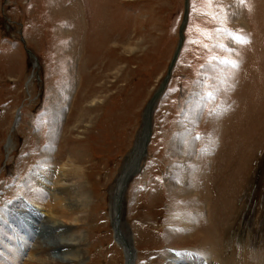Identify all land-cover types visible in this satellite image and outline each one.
<instances>
[{
    "label": "rangeland",
    "instance_id": "374dc122",
    "mask_svg": "<svg viewBox=\"0 0 264 264\" xmlns=\"http://www.w3.org/2000/svg\"><path fill=\"white\" fill-rule=\"evenodd\" d=\"M183 19L184 0H0V210L51 245L13 242L0 216V264L124 263L110 196ZM140 163L119 198L134 264H264V0H188ZM64 166L83 212L65 215Z\"/></svg>",
    "mask_w": 264,
    "mask_h": 264
},
{
    "label": "bare ground",
    "instance_id": "6f19581e",
    "mask_svg": "<svg viewBox=\"0 0 264 264\" xmlns=\"http://www.w3.org/2000/svg\"><path fill=\"white\" fill-rule=\"evenodd\" d=\"M93 102L94 101H92V102H90V105H92L93 106ZM58 104V103H57ZM149 104V103H148ZM153 107L154 108V103L153 102H151L150 103V107ZM146 117H147V107H146V110L144 111V118H143V129H141V131H140V134H139V142L138 143H136V145H135V147L133 148V151H132V160L129 162V164L128 165H126L125 167H124V169H123V171L119 174V176H118V178L116 179V182H115V185H114V188H113V190H112V192H111V196H110V199H111V205H110V209H111V212H110V219H111V221H112V225L114 226V228L116 227V229H117V231H118V234H120V235H122V237H123V239L129 244V245H131L130 244V241H131V238H130V235H129V231L124 227V225H123V222H119V220H120V216H121V214H122V211H121V208H123L122 207V205H121V203L119 202V198H121V195H122V192H123V189H124V187H125V185H126V183L130 180V178H131V173L133 172V170L135 169V167H136V164H138L137 162H138V160H140V162L143 160V158H144V156H142L141 155V153H142V151H143V142H144V137H145V132H146V129H145V126H146ZM183 139H185V138H183V136L181 137V140L179 141V143L178 144H180V145H178L179 147H177V152L178 153H180L181 154V156H184L185 154H187V152L188 151H183L182 150V148H181V142L183 141ZM190 147V146H189ZM194 152V151H193ZM189 154V153H188ZM142 156V157H141ZM185 157V156H184ZM188 157H190V156H188ZM196 161V160H195ZM186 162V161H185ZM188 163V162H187ZM187 163H185V168H184V170H188V168H191V165H193V166H195L194 164H191L190 163V165L189 164H187ZM194 163V162H193ZM74 166H72L70 169H66L65 170V166H64V169H63V174H61L60 175V182H61V180L63 179V178H65L64 179V182H65V184L69 187V186H71L72 184L70 183V184H68L69 183V181L70 180H72L73 179V181H77V185H75L76 186V190H75V192H73L72 191V193H74L75 195H77V198H78V200L76 201V202H73V204H74V206H71L72 208H73V210H65V215L67 214V212H73L74 210H80V212H83L82 211V209L83 208H85V205H86V199H85V191H84V189H83V187H82V183L80 184L79 183V181H78V179H77V177L78 176H80V172H79V170H76L77 168L76 167H74ZM192 170V169H191ZM191 170H189V171H191ZM56 174V173H55ZM187 176H188V174H186ZM66 177L69 179V180H66ZM189 177V176H188ZM34 178H35V176H34ZM38 178V180H41V181H44V182H46L45 180H46V178H45V180L44 179H42V177H37ZM31 179V181H33V178H30ZM35 180V179H34ZM48 181V180H47ZM67 181V182H66ZM82 182V181H81ZM34 183H36V182H32L31 183V186L33 185L34 187L37 185H35ZM39 184V183H38ZM61 184V183H60ZM64 184V185H65ZM74 184V183H73ZM190 184V183H189ZM42 185V187L43 186H45L44 185V183H42L41 184ZM189 186V185H188ZM36 187H38V186H36ZM35 187V188H36ZM40 187V186H39ZM185 187V192L183 193L184 195H187L188 197H189V191H188V189H186V187L187 186H184ZM188 188V187H187ZM70 189H71V187H70ZM28 191V190H27ZM69 191V190H68ZM30 196V195H29ZM69 196V195H68ZM72 196V195H71ZM30 197H32V196H30ZM192 197H195V195L194 196H190L189 198H192ZM30 199V198H29ZM31 200V199H30ZM73 200V199H72ZM115 201L118 203L119 202V205H118V208H117V206H116V208H115ZM29 202H31V203H34V199H32V201H29ZM59 204V203H58ZM27 205V204H26ZM35 205V204H34ZM33 205V206H34ZM70 205V204H69ZM121 205V206H120ZM25 208H27V207H25ZM68 208V207H67ZM71 208V209H72ZM29 209V208H28ZM6 212H7V210H5V211H3V210H0V216H2V221L4 222L2 225V227H4V225H7V228H8V230L10 231L11 229H12V231H14V233L13 232H10V234H13V235H15L14 237H13V242H21L22 244H23V247H25V244L27 243V241L29 240H35V241H33V242H36L37 244L39 243L40 244V246L41 247H43V248H49V246H51V245H49V244H47V243H45L46 245H44L43 243H44V241H41V239L42 238H39V237H37V232H38V235H39V233H40V231L39 230H35V228H36V226H33L34 227V230H33V232H35V235L31 238V237H28V235L29 234H24V236H23V234H19L16 230H15V228L10 224V221L12 220H10L8 217H7V215H8V213L6 214ZM52 213V212H51ZM13 214H14V212H13ZM12 214V215H13ZM15 215H17V214H15ZM63 216V215H62ZM72 216V215H71ZM16 219L19 217V222H17V223H15L16 225L18 224L19 226H20V228H17V229H19V232H20V230H22L24 233H26L29 229H28V227H27V225L25 224V222L23 221V219L19 216V215H17V216H14ZM74 217H72V219H73ZM184 220H187L188 221V225L187 226H185V227H187V228H190L191 230H192V232H196L197 233V229L198 228H195V227H193V225H192V223L190 222V220H188L186 217H184L183 218ZM6 221H8L7 223H6ZM14 221H16L15 219H14ZM12 222H13V220H12ZM6 223V224H5ZM52 223V225L54 226V228H56V227H58V225H57V222H54V221H52L51 222ZM17 225V226H18ZM41 225V224H40ZM184 227V228H185ZM49 229V228H48ZM43 230V229H42ZM50 231V230H49ZM200 231V230H199ZM198 231V232H199ZM51 232V231H50ZM201 232V231H200ZM203 234H204V232H203ZM191 235V234H190ZM196 235V234H195ZM198 235V234H197ZM204 235H207V233L206 234H204ZM193 236V235H192ZM191 237V236H190ZM39 238V239H38ZM202 238V237H201ZM204 239V241H206V243H208V245H209V240L206 238V237H203ZM22 239H24V242H23V240ZM77 239V238H76ZM207 239V240H206ZM71 239H69L68 241H70ZM200 240V239H199ZM76 241H78L77 243H75L74 244V247L76 246V247H78L77 245H79V248L81 247V245L83 246V244H82V239L81 238H78V240H76ZM76 241H74V242H76ZM204 241H201L202 243H201V245L202 244H204ZM73 242V243H74ZM199 242V241H198ZM205 243V244H206ZM53 246H54V244H53V242L51 243ZM69 244H72V243H65L64 244V246L63 247H67V248H71V245H69ZM62 245L63 244H61V247H62ZM200 245V244H199ZM13 247V246H12ZM57 247V245L55 246V248ZM206 247V246H205ZM208 247V246H207ZM58 248V247H57ZM40 249V248H39ZM51 249V248H50ZM76 250H77V248H75ZM36 250H37V247H36ZM17 251H19V250H17ZM4 252V251H3ZM31 252V251H30ZM38 252V251H37ZM39 252H41V250H39ZM74 252V251H73ZM81 252V251H80ZM32 253V252H31ZM70 253V252H69ZM69 253H67V251H65V253H63V255H61V256H63V258H65V261H74L75 260V258H69V257H67L66 258V254L67 255H69ZM43 254V253H42ZM80 254V253H79ZM133 253H132V251L128 248V251L126 250V256H125V258H126V260H125V263L124 264H134V261H133V258L132 259H129L130 258V256L132 255ZM5 255V253H0V257L2 258V259H4L5 261L7 260L6 259V257L4 256ZM59 255V254H58ZM186 255H191L190 253H185L184 254V257L186 256ZM27 256V255H26ZM60 256V255H59ZM75 256V255H74ZM175 256H176V254L175 253H173V254H171L170 256H168L169 258V261L170 262H172L173 263V261H175L176 260V258H175ZM35 257V256H34ZM0 258V259H1ZM181 258V257H180ZM1 259V260H2ZM67 259H69V260H67ZM136 259V258H135ZM34 260V259H33ZM38 261V263H41V264H47V263H55V262H57L54 258H51V257H48L47 258V256L45 257H40V258H36L35 259V261ZM51 260H53V261H51ZM187 260H189V259H187ZM190 261V260H189ZM178 262V261H177ZM201 264L203 263V264H207V261H199ZM7 262H5V264H6Z\"/></svg>",
    "mask_w": 264,
    "mask_h": 264
},
{
    "label": "water",
    "instance_id": "95a60500",
    "mask_svg": "<svg viewBox=\"0 0 264 264\" xmlns=\"http://www.w3.org/2000/svg\"><path fill=\"white\" fill-rule=\"evenodd\" d=\"M187 10H188V0H184V19H183V22L179 28V33H178V42H177V46H176V49L174 51V54H173V57L171 59V62L168 66V70H167V73H166V76L163 78L158 90L153 94L151 100L149 101V104L147 105V117H146V126H145V129H146V132H145V137H144V142H143V151L141 153L142 156L145 155V150H146V145L149 141V138H150V135H151V114H152V109L153 107L151 106L150 107V103L153 102L154 105L155 103L157 102V100L159 99V97L161 96L165 86H166V83L169 79V76L171 74V70H172V67L175 63V60L179 54V51L181 49V46H182V43H183V29H184V26H185V22H186V14H187ZM28 53H30L28 51ZM146 110V108H145ZM144 118V116H143ZM141 156V157H142ZM138 164H136V167L135 169L133 170V172L131 173V177L134 176L137 172H139V169H140V160H138L137 162ZM117 236H119V238H121V235H118L117 233H115L114 231V237L116 239L117 242H119L120 244H122V247L126 250L127 246L126 244H123L119 238H117Z\"/></svg>",
    "mask_w": 264,
    "mask_h": 264
},
{
    "label": "snow or ice",
    "instance_id": "6c2138e0",
    "mask_svg": "<svg viewBox=\"0 0 264 264\" xmlns=\"http://www.w3.org/2000/svg\"><path fill=\"white\" fill-rule=\"evenodd\" d=\"M240 3H244V0H240ZM237 39H239V38H237ZM243 42V41H242Z\"/></svg>",
    "mask_w": 264,
    "mask_h": 264
}]
</instances>
